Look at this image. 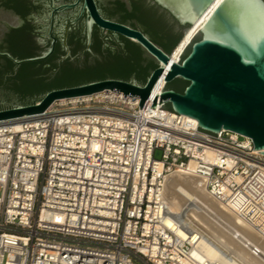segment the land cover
<instances>
[{"label": "built area", "instance_id": "obj_1", "mask_svg": "<svg viewBox=\"0 0 264 264\" xmlns=\"http://www.w3.org/2000/svg\"><path fill=\"white\" fill-rule=\"evenodd\" d=\"M139 103L105 91L0 120V264H222L200 251L204 231L170 212L173 172L201 179L264 240V155L252 139Z\"/></svg>", "mask_w": 264, "mask_h": 264}, {"label": "water", "instance_id": "obj_2", "mask_svg": "<svg viewBox=\"0 0 264 264\" xmlns=\"http://www.w3.org/2000/svg\"><path fill=\"white\" fill-rule=\"evenodd\" d=\"M81 1L83 10L91 18L87 22L88 44L91 43L92 25L97 23L139 44L157 67L144 84L104 80L55 89L34 104L0 110V120L42 113L57 100L114 91L123 93L124 97H138L140 109L165 102L172 111L185 115L186 121H194L205 131L230 130L249 137L254 150L264 155V34L259 27L249 26L251 22L245 18L242 5H231L233 11L221 19L217 17L220 0H148L182 27L179 43L171 52H166L141 30L103 19L96 0H78ZM101 1L104 6L113 7L110 0ZM255 11L258 9L253 14ZM4 17L0 13V22ZM65 47L68 49L66 41ZM52 50L23 60H16L9 54L0 55L21 65L44 60ZM160 79L166 80V84L176 79L188 84L183 92L165 84L161 94L152 95ZM5 99L0 93V102Z\"/></svg>", "mask_w": 264, "mask_h": 264}, {"label": "flooded vegetation", "instance_id": "obj_3", "mask_svg": "<svg viewBox=\"0 0 264 264\" xmlns=\"http://www.w3.org/2000/svg\"><path fill=\"white\" fill-rule=\"evenodd\" d=\"M123 1L129 5L128 0ZM96 4L103 19L144 32L138 25L122 21L118 16H108L107 6L102 1L96 0ZM66 5L75 6L67 9ZM111 5L114 8L115 5ZM0 13L6 16L0 22V53L23 60L53 49L46 59L31 62L37 64L36 69L27 73V78L70 88L104 80L140 84V80L149 77L150 55L136 42L93 23L88 44L87 22L91 18L83 10L82 1L0 0ZM10 62L13 63L0 55V87L13 86L23 76L21 67L31 64L13 63L15 66L8 68Z\"/></svg>", "mask_w": 264, "mask_h": 264}, {"label": "bare ground", "instance_id": "obj_4", "mask_svg": "<svg viewBox=\"0 0 264 264\" xmlns=\"http://www.w3.org/2000/svg\"><path fill=\"white\" fill-rule=\"evenodd\" d=\"M160 81L164 83L163 90L166 80ZM162 90L153 94H161ZM111 97L115 99L116 94L112 93ZM166 184L170 212L181 215L185 224L203 230L211 239L201 238V252L222 264H264V240L236 214L213 200L201 179L189 173L173 172L166 178ZM168 224L173 225L170 220ZM178 233L186 236L182 229ZM253 247L260 251L258 256L252 253Z\"/></svg>", "mask_w": 264, "mask_h": 264}, {"label": "trees", "instance_id": "obj_5", "mask_svg": "<svg viewBox=\"0 0 264 264\" xmlns=\"http://www.w3.org/2000/svg\"><path fill=\"white\" fill-rule=\"evenodd\" d=\"M98 1L100 2L101 0ZM128 3L129 5L123 0H110V4H114L115 6L112 9L106 7L105 13L110 17L118 16L122 21H129L133 25H138L162 49L166 52H171L182 37V27L170 18L165 11H162L157 5L151 4L148 0H128ZM36 65L35 63L24 64L20 69L23 76L19 80L15 79L16 81L13 86L0 87V93L6 96V99L0 102V110L34 104L42 99L46 93L68 86L47 82L42 79L25 77L27 73L36 69ZM14 66L11 62L8 64V68ZM156 67L157 63L151 60L148 76ZM101 75L104 76L105 74ZM140 82V84H144L146 80L143 79ZM162 84V82L158 83L155 90L161 91ZM187 84L188 82L186 81L176 79L166 84V87L174 89L177 92H183ZM167 108L171 110L168 105Z\"/></svg>", "mask_w": 264, "mask_h": 264}, {"label": "snow or ice", "instance_id": "obj_6", "mask_svg": "<svg viewBox=\"0 0 264 264\" xmlns=\"http://www.w3.org/2000/svg\"><path fill=\"white\" fill-rule=\"evenodd\" d=\"M240 4L244 8V16L249 20L250 27H259L264 34V0H220L218 18H225L226 13L232 12L231 5ZM255 14H253L254 10Z\"/></svg>", "mask_w": 264, "mask_h": 264}, {"label": "rangeland", "instance_id": "obj_7", "mask_svg": "<svg viewBox=\"0 0 264 264\" xmlns=\"http://www.w3.org/2000/svg\"><path fill=\"white\" fill-rule=\"evenodd\" d=\"M163 85H164V83L162 84V87H163ZM155 157L157 158V159H162V153L160 152V151H158L157 153H156V155H155ZM171 177V176H170ZM169 180V179H168ZM167 183H168V181H167ZM166 186H167V184H166ZM165 193H166V190H165ZM0 195H1V189H0ZM208 205V204H207ZM210 207V206H209ZM207 218V217H206ZM136 264H139V263H136Z\"/></svg>", "mask_w": 264, "mask_h": 264}]
</instances>
